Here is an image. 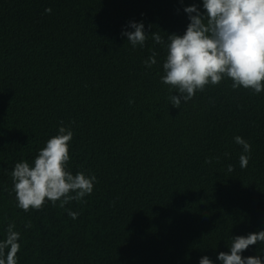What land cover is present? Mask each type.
Instances as JSON below:
<instances>
[{"label": "trees", "instance_id": "trees-1", "mask_svg": "<svg viewBox=\"0 0 264 264\" xmlns=\"http://www.w3.org/2000/svg\"><path fill=\"white\" fill-rule=\"evenodd\" d=\"M193 5L203 11L202 0H0V241L14 223L18 264H220L233 237L264 231V91L225 78L175 108L161 82L167 50L151 34L182 36ZM130 22H143V46L122 36ZM62 126L74 133L67 170L95 175L93 192L24 211L11 172ZM236 136L251 145L243 169ZM242 255L264 259V243Z\"/></svg>", "mask_w": 264, "mask_h": 264}, {"label": "clouds", "instance_id": "clouds-1", "mask_svg": "<svg viewBox=\"0 0 264 264\" xmlns=\"http://www.w3.org/2000/svg\"><path fill=\"white\" fill-rule=\"evenodd\" d=\"M202 7L203 11L195 5L184 9L190 23L182 36L167 35L166 43L159 32L151 34L155 43L167 50L161 82L170 86V92L175 90L176 94L169 96L175 108L191 100L197 91L219 85L225 78L231 79L233 89L243 87L256 94L264 91V0H202ZM45 12L50 14L51 9ZM128 27L133 31H123L122 36L133 47L143 46L149 37L143 22H130ZM144 64L148 68L156 64V53ZM73 135L70 128L62 126L31 165L27 161L15 164L11 178L19 208L40 210L46 202L55 206L57 201L63 208L70 201H83L93 192L95 175L83 172L73 175L67 170ZM234 140L243 148L239 163L241 169L246 168L251 159V145L240 136ZM227 170L233 172L234 166L228 165ZM68 215L76 219L79 213L69 210ZM14 228L15 224H10L6 238L0 241V264H18L20 234ZM258 242L264 243V231L233 237L230 252H220L217 259L220 264H264L260 256L242 255ZM199 264L213 261L204 256Z\"/></svg>", "mask_w": 264, "mask_h": 264}]
</instances>
